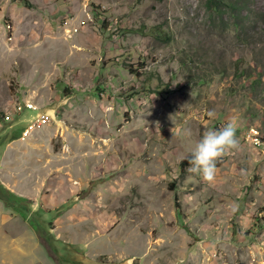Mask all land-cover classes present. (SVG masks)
I'll return each mask as SVG.
<instances>
[{
    "label": "rangeland",
    "instance_id": "1",
    "mask_svg": "<svg viewBox=\"0 0 264 264\" xmlns=\"http://www.w3.org/2000/svg\"><path fill=\"white\" fill-rule=\"evenodd\" d=\"M243 1L0 0V264H264V0ZM230 119L214 179L187 172Z\"/></svg>",
    "mask_w": 264,
    "mask_h": 264
},
{
    "label": "clouds",
    "instance_id": "2",
    "mask_svg": "<svg viewBox=\"0 0 264 264\" xmlns=\"http://www.w3.org/2000/svg\"><path fill=\"white\" fill-rule=\"evenodd\" d=\"M234 120L226 121L219 128H208L185 157L188 164L186 171L199 175L205 181H212L216 172V160L223 153L238 146ZM241 171H244L241 169Z\"/></svg>",
    "mask_w": 264,
    "mask_h": 264
},
{
    "label": "trees",
    "instance_id": "3",
    "mask_svg": "<svg viewBox=\"0 0 264 264\" xmlns=\"http://www.w3.org/2000/svg\"><path fill=\"white\" fill-rule=\"evenodd\" d=\"M244 4L245 1L243 0H206V5L210 11L220 14L226 8V11L233 14V16H240L242 14V11L248 6ZM262 18L264 21V14H262Z\"/></svg>",
    "mask_w": 264,
    "mask_h": 264
},
{
    "label": "built area",
    "instance_id": "4",
    "mask_svg": "<svg viewBox=\"0 0 264 264\" xmlns=\"http://www.w3.org/2000/svg\"><path fill=\"white\" fill-rule=\"evenodd\" d=\"M24 109L26 110H31L33 112L37 111L34 106L30 105V104H25ZM18 112H22L23 108L20 107L17 110ZM49 120V116L47 114H37L36 115V123H46ZM36 124L32 123L31 125L28 126V129L24 132V135H28L30 130H32L34 128ZM251 139L253 141L254 144L261 146L264 145V137L261 136V133L259 130L256 129H252V134L250 135Z\"/></svg>",
    "mask_w": 264,
    "mask_h": 264
},
{
    "label": "flooded vegetation",
    "instance_id": "5",
    "mask_svg": "<svg viewBox=\"0 0 264 264\" xmlns=\"http://www.w3.org/2000/svg\"><path fill=\"white\" fill-rule=\"evenodd\" d=\"M0 188H2V187H0Z\"/></svg>",
    "mask_w": 264,
    "mask_h": 264
}]
</instances>
